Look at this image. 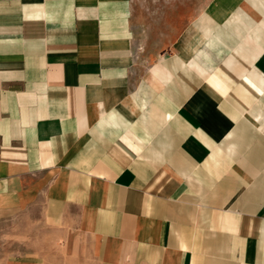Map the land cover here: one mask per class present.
<instances>
[{
  "label": "crops",
  "instance_id": "0c3cea01",
  "mask_svg": "<svg viewBox=\"0 0 264 264\" xmlns=\"http://www.w3.org/2000/svg\"><path fill=\"white\" fill-rule=\"evenodd\" d=\"M131 0H0V264H264V0L170 51Z\"/></svg>",
  "mask_w": 264,
  "mask_h": 264
},
{
  "label": "rangeland",
  "instance_id": "374dc122",
  "mask_svg": "<svg viewBox=\"0 0 264 264\" xmlns=\"http://www.w3.org/2000/svg\"><path fill=\"white\" fill-rule=\"evenodd\" d=\"M218 0H131L134 44L139 59L148 62L171 50L175 38L196 15Z\"/></svg>",
  "mask_w": 264,
  "mask_h": 264
}]
</instances>
